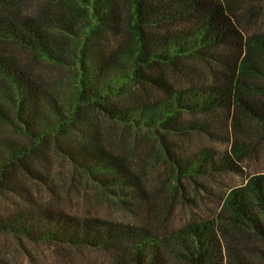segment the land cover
Here are the masks:
<instances>
[{
  "label": "trees",
  "instance_id": "1",
  "mask_svg": "<svg viewBox=\"0 0 264 264\" xmlns=\"http://www.w3.org/2000/svg\"><path fill=\"white\" fill-rule=\"evenodd\" d=\"M22 4L0 0V232L104 251V264H264V174L230 190L212 217L175 230L163 216L162 234L18 204H31L28 180L50 186L55 153L103 188L138 185L121 157L95 148L101 117L157 133L179 181L195 182L207 167L234 170L232 155H257L264 148L257 100L264 96V0H47L37 14ZM60 85L69 88L66 102ZM152 92L163 98L141 102ZM228 121L232 154L221 167L209 151L173 157L163 141L173 132L212 136V122Z\"/></svg>",
  "mask_w": 264,
  "mask_h": 264
},
{
  "label": "rangeland",
  "instance_id": "2",
  "mask_svg": "<svg viewBox=\"0 0 264 264\" xmlns=\"http://www.w3.org/2000/svg\"><path fill=\"white\" fill-rule=\"evenodd\" d=\"M46 1L23 0L22 5L24 10L37 14ZM257 6L261 5L254 8ZM56 90L61 93L64 102L69 99L68 87L60 85ZM150 94L149 98L143 95L141 102L152 104L163 98L159 92ZM257 100L264 104V96ZM100 119L102 121L95 131L101 144L95 148L110 153V158L114 160L121 157L124 170H127L128 176L139 179L138 185L133 182H111L110 187L103 188L85 172L83 176L80 167L55 153L50 158L48 169L51 174L50 186L42 187L28 180L32 201L31 204L21 201L19 207L31 205L33 209L54 212L62 217L124 226L146 225L150 232L162 234L163 216H166L169 228L175 230L184 228L193 219L212 217L220 209L219 200L230 190L243 185L252 175L264 174V148H260L257 155L247 154L241 160L232 155L235 163L231 168L234 170L221 168L215 171L213 167H207L210 173L196 176L195 182L186 179L179 181L175 178L171 163L163 156L164 149L157 141V133L148 131V128L136 129L137 126L128 131L122 124L114 125L102 117ZM189 120L190 117L184 116L185 123ZM211 125L215 135L207 136L196 130L185 136L173 132L175 135H168L163 141L171 143L168 148L173 157L182 160L188 154L196 156L209 151L215 166L221 167L225 154H232L231 124L228 121L222 125L212 122ZM3 128L0 125V134ZM126 134L129 137L124 138ZM169 186H176L179 190L173 194ZM8 202L11 207L16 206ZM157 217L161 218L157 220ZM106 257L104 251L67 250L0 232V259L8 264H104L108 262Z\"/></svg>",
  "mask_w": 264,
  "mask_h": 264
}]
</instances>
